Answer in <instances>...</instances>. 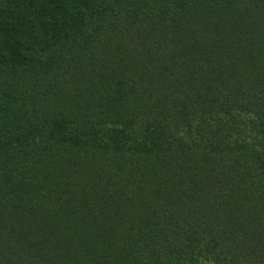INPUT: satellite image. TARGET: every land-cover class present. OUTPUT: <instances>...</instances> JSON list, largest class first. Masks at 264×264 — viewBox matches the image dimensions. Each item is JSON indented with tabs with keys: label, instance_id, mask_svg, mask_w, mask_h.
<instances>
[{
	"label": "trees",
	"instance_id": "obj_1",
	"mask_svg": "<svg viewBox=\"0 0 264 264\" xmlns=\"http://www.w3.org/2000/svg\"><path fill=\"white\" fill-rule=\"evenodd\" d=\"M0 264H264V0H0Z\"/></svg>",
	"mask_w": 264,
	"mask_h": 264
}]
</instances>
